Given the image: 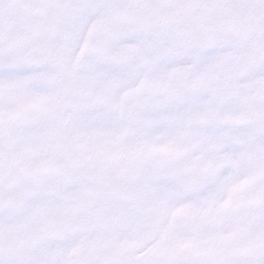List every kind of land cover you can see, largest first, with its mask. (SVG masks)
Returning a JSON list of instances; mask_svg holds the SVG:
<instances>
[{"label":"snow or ice","instance_id":"6c2138e0","mask_svg":"<svg viewBox=\"0 0 264 264\" xmlns=\"http://www.w3.org/2000/svg\"><path fill=\"white\" fill-rule=\"evenodd\" d=\"M0 264H264V0H0Z\"/></svg>","mask_w":264,"mask_h":264}]
</instances>
